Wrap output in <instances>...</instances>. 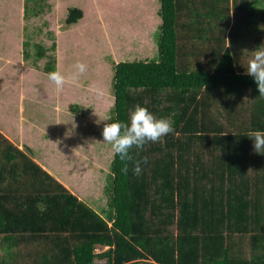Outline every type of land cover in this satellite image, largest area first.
Returning <instances> with one entry per match:
<instances>
[{"label": "trees", "instance_id": "trees-1", "mask_svg": "<svg viewBox=\"0 0 264 264\" xmlns=\"http://www.w3.org/2000/svg\"><path fill=\"white\" fill-rule=\"evenodd\" d=\"M41 1L23 0L21 19L39 16ZM158 1L157 53L114 63L109 122L140 105L174 132L139 152V175L113 155L99 212L49 173L53 159L48 170L36 161L56 137L20 148L0 127V264L22 241L42 264H264V154L249 137L264 131V97L242 53L247 33L262 31L264 0ZM82 16L69 8L65 23Z\"/></svg>", "mask_w": 264, "mask_h": 264}, {"label": "rangeland", "instance_id": "rangeland-1", "mask_svg": "<svg viewBox=\"0 0 264 264\" xmlns=\"http://www.w3.org/2000/svg\"><path fill=\"white\" fill-rule=\"evenodd\" d=\"M41 3L39 16L23 20V0H0L1 133L20 148L33 149L39 141L56 137L52 153L45 157L56 162L49 163V173L100 212L107 207L103 189L113 158L111 145L102 136L113 104V65L155 57L159 1ZM72 7L81 9L83 16L77 24L67 25L65 18ZM259 28L261 32L247 33L244 40L247 46L242 53L250 57L255 50L252 40H264V23ZM26 39L29 58L23 59L22 41ZM35 43L45 50L43 58H36ZM50 58L55 71L66 77L76 74L77 62L83 63L86 71L57 92L43 70ZM42 132L51 137L46 139ZM36 161L47 165L39 157Z\"/></svg>", "mask_w": 264, "mask_h": 264}, {"label": "clouds", "instance_id": "clouds-1", "mask_svg": "<svg viewBox=\"0 0 264 264\" xmlns=\"http://www.w3.org/2000/svg\"><path fill=\"white\" fill-rule=\"evenodd\" d=\"M227 41V40H226ZM227 46H230L227 41ZM76 74L66 77L61 71L48 73V79L55 85L57 92L63 91L64 85L69 80H75L76 75L83 74L86 66L77 62L74 65ZM246 74L253 78L259 95L264 97V47H257L251 52V58L247 61ZM111 116H106L105 121H111ZM174 132L173 122L167 118H157L148 108L137 105L130 113L128 121L116 120L105 123L102 136L103 141L111 145L114 156L124 162L123 172L127 173L129 162L132 163V170L136 175L142 171V165L148 163V157L136 159L140 151L149 142L162 141L170 133ZM253 140V149L258 154H264V131L254 130L249 133ZM27 147V146H26ZM136 149L135 155L132 150Z\"/></svg>", "mask_w": 264, "mask_h": 264}, {"label": "crops", "instance_id": "crops-1", "mask_svg": "<svg viewBox=\"0 0 264 264\" xmlns=\"http://www.w3.org/2000/svg\"><path fill=\"white\" fill-rule=\"evenodd\" d=\"M41 146H45V145L42 143ZM28 148L30 149V147H28ZM41 149H42V151L38 152L39 155L42 156V157H40V159L42 161L46 162V159L44 158L43 155L50 153V150L47 147H43ZM34 156H37V155L34 154ZM38 163L44 169L48 170L47 169L48 167L46 165H43L40 162H38ZM3 236L4 235H0V240L3 239ZM23 242L24 241L20 242V244L17 245L16 247H13L10 250V252L7 253V256L4 255V259L7 260L8 264H42V262H40V260H41V253H39L40 251L38 252V254H40V256L38 257V255L36 254V251L31 247L32 245H30L29 242H27L26 244ZM3 252H5L4 246L0 244V256L3 254Z\"/></svg>", "mask_w": 264, "mask_h": 264}]
</instances>
